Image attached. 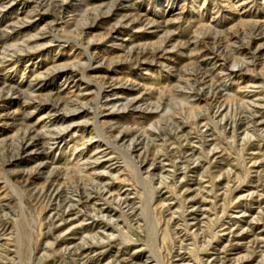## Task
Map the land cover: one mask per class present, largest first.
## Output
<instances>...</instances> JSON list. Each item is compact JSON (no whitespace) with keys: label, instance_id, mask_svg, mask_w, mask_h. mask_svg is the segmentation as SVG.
Here are the masks:
<instances>
[{"label":"rangeland","instance_id":"obj_1","mask_svg":"<svg viewBox=\"0 0 264 264\" xmlns=\"http://www.w3.org/2000/svg\"><path fill=\"white\" fill-rule=\"evenodd\" d=\"M0 264H264V0H0Z\"/></svg>","mask_w":264,"mask_h":264},{"label":"bare ground","instance_id":"obj_2","mask_svg":"<svg viewBox=\"0 0 264 264\" xmlns=\"http://www.w3.org/2000/svg\"><path fill=\"white\" fill-rule=\"evenodd\" d=\"M257 26H258V24H257ZM240 50H241V49H240ZM244 50H245V49H244ZM43 77H44V76H43ZM114 89H115V88H114ZM116 89H117V88H116ZM113 91H114V90H113ZM8 92H9V91H8ZM11 92H12V91H11ZM11 92H10V93H11ZM39 100H40V99H39ZM134 100H135V99H134ZM29 101H30V100H29ZM29 101H27V102L29 103ZM33 102L36 103V106L43 105V103H44V102H40V101H38V102H37V101H33ZM33 102H32V103H29V104H30V105H31V104L33 105ZM61 103H62V102H61ZM58 105H59V104H58ZM23 106H24V105H23ZM26 106H27V103H26ZM76 106H77V105H76ZM53 107H54V106H53ZM60 107H61V106H60ZM64 107H65V106H64ZM28 108H29V107H28ZM37 108H38V107H37ZM37 108H36V109H37ZM55 109H56V108H55ZM50 111H51V110H50ZM79 113H80V112H79ZM46 116H47V115H46ZM44 119H45V117H44ZM63 119H64V118H57V120H63ZM27 127H28V126H27ZM31 127H32V126H31ZM28 128H29V127H28ZM241 128H242V127H241ZM27 132H28V131H27ZM32 133H34V132H32ZM32 133H31V134H32ZM25 136H26V134H25ZM32 136H33V135H32ZM32 136H31V137H32ZM36 136H37V135H36ZM22 138H24V137H22ZM27 138H28V137H27ZM55 141H56V140H55ZM23 142H24V141H23ZM40 142H41V141H40ZM23 144H24V145L22 146V150L24 151V153H25L26 151L28 152V150H29L28 148H29V146H30V142H29V143H28V142H24ZM37 145H38V143H37ZM42 145H43V144H42ZM40 146H41V145H40ZM34 147H35V146H34ZM19 148H20V147H19ZM36 148H37V147H36ZM31 150H32V149H31ZM29 151H30V150H29ZM27 152H26V153H27ZM102 155H103V154H102ZM102 155H101V156H102ZM16 157H17V156H16ZM96 160H97V159H96ZM94 161H95V160H94ZM98 161H99V160H98ZM12 162H13V161H12ZM94 164H95V163H94ZM94 164H93V165H94ZM99 167H100V166H99ZM91 168H92V167H91ZM94 168H95V167H94ZM89 169H90V168H89ZM96 170H97V169H96ZM100 177H101V176H100ZM111 187H112V186H111ZM92 194H93V193H92ZM101 196H102V195H101ZM111 197H112V196H111ZM106 198H107V197H106ZM82 199H83V198H82ZM70 200H71V199H70ZM72 201H73V200H72ZM113 206H114V205H113ZM192 213H193V212H192ZM189 214H190V213H189ZM193 214H194V213H193ZM192 216H193V215H192ZM76 229H77V228H76Z\"/></svg>","mask_w":264,"mask_h":264}]
</instances>
